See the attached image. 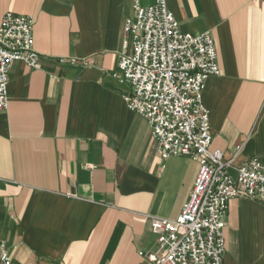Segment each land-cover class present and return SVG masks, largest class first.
<instances>
[{
	"label": "crops",
	"instance_id": "1",
	"mask_svg": "<svg viewBox=\"0 0 264 264\" xmlns=\"http://www.w3.org/2000/svg\"><path fill=\"white\" fill-rule=\"evenodd\" d=\"M154 1L0 0V22L34 19L42 65L13 63L0 111V244L12 264H139L157 250L144 216L174 220L188 200L197 163L159 157L115 77L125 20ZM166 5L183 33L213 36L220 75L202 92L212 148L228 159L242 144L233 177L253 157L264 164V0ZM223 236L222 264H264V203L230 200Z\"/></svg>",
	"mask_w": 264,
	"mask_h": 264
},
{
	"label": "built area",
	"instance_id": "2",
	"mask_svg": "<svg viewBox=\"0 0 264 264\" xmlns=\"http://www.w3.org/2000/svg\"><path fill=\"white\" fill-rule=\"evenodd\" d=\"M125 20L115 77L131 87L124 98L127 109L144 118L162 160L185 157L198 170L188 200L174 220L144 216L157 250L139 254V264H222L223 228L232 199L264 203V164L251 158L230 174L238 145L231 158L212 148L209 111L203 104L205 81L220 75L213 36L183 33L166 0L148 7L133 5ZM34 19L5 14L0 22V111L8 108L7 84L15 62L42 68L32 49ZM61 65L79 61L59 58ZM85 65V62L81 63ZM0 264H12L0 244Z\"/></svg>",
	"mask_w": 264,
	"mask_h": 264
}]
</instances>
